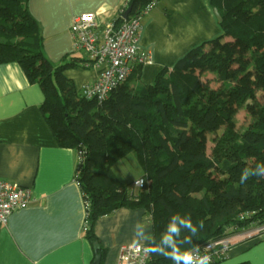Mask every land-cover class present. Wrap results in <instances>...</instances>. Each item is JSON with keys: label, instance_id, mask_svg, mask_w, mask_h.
Instances as JSON below:
<instances>
[{"label": "trees", "instance_id": "16d2710c", "mask_svg": "<svg viewBox=\"0 0 264 264\" xmlns=\"http://www.w3.org/2000/svg\"><path fill=\"white\" fill-rule=\"evenodd\" d=\"M28 1L0 0V64L19 65L28 82L42 91L41 112L60 146L82 152L76 181L87 204L86 237L98 248L94 258L102 259L103 250L93 225L121 208L148 213L153 226L148 245L163 251L172 245L192 251L264 226V177L240 184L244 168L264 163V0H207L221 17L220 36L162 70L151 85L125 82L101 103L86 100L63 75L83 60L64 59L54 66L46 59ZM159 1L124 0L117 23L127 8L132 19ZM188 65L195 71L185 70ZM138 74L136 69L131 76ZM245 105L250 122L239 131L233 119ZM205 135L214 136L209 152L201 142ZM128 155L150 186L136 196L118 188L109 173ZM211 173L224 179L215 182ZM199 187L204 196L192 197ZM177 214L190 216L197 232L191 235L173 217ZM168 223L181 233L171 234V242L164 239ZM148 264L173 261L150 254Z\"/></svg>", "mask_w": 264, "mask_h": 264}, {"label": "crops", "instance_id": "0c3cea01", "mask_svg": "<svg viewBox=\"0 0 264 264\" xmlns=\"http://www.w3.org/2000/svg\"><path fill=\"white\" fill-rule=\"evenodd\" d=\"M123 6L124 0L28 1L43 53L54 66L64 59H85L71 50L69 30L75 16L94 13L105 22L116 19ZM140 23L139 47L152 52L153 64L134 65L132 73L138 69L139 74L128 78L132 85H151L162 70L221 35L207 0H161ZM99 72L78 67L63 75L80 90ZM43 102L42 91L28 82L18 64H0V181L28 189L32 196L25 209L13 212L0 227V264H92L86 207L76 181L77 151L60 146L41 112ZM109 173L121 188L110 168ZM92 233L103 250L100 264H117L122 245L151 242L153 226L144 209L121 208L98 219ZM227 239V255L217 264H264V230L255 228Z\"/></svg>", "mask_w": 264, "mask_h": 264}, {"label": "built area", "instance_id": "2783aa9c", "mask_svg": "<svg viewBox=\"0 0 264 264\" xmlns=\"http://www.w3.org/2000/svg\"><path fill=\"white\" fill-rule=\"evenodd\" d=\"M156 4L147 5L138 17L126 20L121 17L120 23L117 20L121 11L116 19L105 22L100 21L94 13H83L73 18L69 30L72 54H84L85 59L79 64L81 68L100 69L97 79L81 89L86 100L105 101L113 90L128 80L134 65L153 64L152 52L139 47V36L143 29L140 23L142 15L151 11ZM77 156L79 163L82 152L77 151ZM130 185L131 189L141 190L146 182L140 178ZM31 200L30 190L0 181V227L7 224L13 212L25 209ZM140 246L143 244L122 245L117 264H148L150 253ZM228 248L229 241L225 238L192 250L191 254L194 262L199 256L209 255L211 264H217L226 257Z\"/></svg>", "mask_w": 264, "mask_h": 264}, {"label": "rangeland", "instance_id": "374dc122", "mask_svg": "<svg viewBox=\"0 0 264 264\" xmlns=\"http://www.w3.org/2000/svg\"><path fill=\"white\" fill-rule=\"evenodd\" d=\"M230 46L234 47V48H238V47H240V44L238 42H231ZM188 70L190 72H193V71H195V68L191 65L189 67V69H187V71ZM252 74H253L252 72L248 73L247 77L250 78L252 76ZM127 83L131 84L132 83L131 79H129L127 81ZM74 87H75V90L77 92L81 93V89L80 90L77 89L75 85H74ZM249 122H250L249 108L247 107V105H245L235 115V117L233 119V127L239 131H242L244 129V127L246 126V124ZM222 128L223 127H221L219 129L218 134L221 133ZM213 137H214L213 135H205L201 138V142H202L206 152H209V150H210ZM110 172L114 176V178L118 180L117 183L121 186L122 189H128L129 188L130 192L135 196L137 195V193L140 192L139 190L131 189V185H130V182L133 179H137V178L141 177V175H142V170H141L140 166L138 165L137 161L133 157L126 159V161L123 163H117V164L111 166ZM210 176L215 182H218V183H220L224 179V177L219 176L215 173H211ZM149 188H150V186L148 184H146V186L142 190H148ZM204 194H205V191L201 187H199L192 193V197L200 199V198H202V196H204ZM255 228H259V232L264 230V226L252 227L248 230H252ZM248 230H246V231H248ZM243 232H245V231H242L240 233H243ZM240 233H238V234H240Z\"/></svg>", "mask_w": 264, "mask_h": 264}, {"label": "clouds", "instance_id": "9594fccd", "mask_svg": "<svg viewBox=\"0 0 264 264\" xmlns=\"http://www.w3.org/2000/svg\"><path fill=\"white\" fill-rule=\"evenodd\" d=\"M252 177H264V163L257 164L255 168H244L240 174V184H245ZM173 217L179 219L180 224L183 225V227L186 228L188 232L191 233V235L197 232V228L193 225L190 216L185 218L177 214L173 215ZM200 227H203V223H201ZM166 229L167 232L164 235V239L168 240L169 242L172 240L171 234H175L177 237H180L181 235L180 228L175 223H168ZM149 239H151V237H149ZM184 240L190 242V236H185ZM140 247H143L150 254L163 255V257L166 259L171 258L173 264H211V256H199L194 262L191 249H185L184 251H181V249L175 245H172L170 251H163L158 245H143ZM193 247L198 248L199 246L193 245Z\"/></svg>", "mask_w": 264, "mask_h": 264}, {"label": "water", "instance_id": "95a60500", "mask_svg": "<svg viewBox=\"0 0 264 264\" xmlns=\"http://www.w3.org/2000/svg\"><path fill=\"white\" fill-rule=\"evenodd\" d=\"M130 11H131V8H130V7L126 9V11H125L124 14H123V19L126 20V19L128 18L129 14H130ZM213 14H214V16H215L217 22L220 23V22H221V17H220V15H219V13L217 12V10L214 9V10H213ZM93 249H94V251L96 252V250H97L98 248H97V246L95 245ZM100 260H101L100 255H97V256L94 258L92 264H100Z\"/></svg>", "mask_w": 264, "mask_h": 264}]
</instances>
